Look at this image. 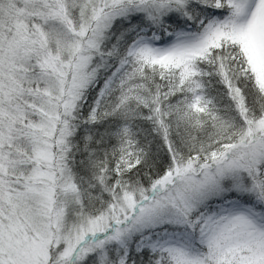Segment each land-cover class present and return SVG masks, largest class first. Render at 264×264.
<instances>
[{
  "label": "snow or ice",
  "instance_id": "1",
  "mask_svg": "<svg viewBox=\"0 0 264 264\" xmlns=\"http://www.w3.org/2000/svg\"><path fill=\"white\" fill-rule=\"evenodd\" d=\"M0 264H264V0H0Z\"/></svg>",
  "mask_w": 264,
  "mask_h": 264
}]
</instances>
